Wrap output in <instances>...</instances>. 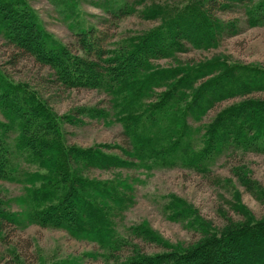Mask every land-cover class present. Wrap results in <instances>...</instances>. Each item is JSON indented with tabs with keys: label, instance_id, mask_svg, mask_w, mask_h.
Wrapping results in <instances>:
<instances>
[{
	"label": "trees",
	"instance_id": "trees-1",
	"mask_svg": "<svg viewBox=\"0 0 264 264\" xmlns=\"http://www.w3.org/2000/svg\"><path fill=\"white\" fill-rule=\"evenodd\" d=\"M53 1L65 14L71 43L52 36L26 0H0V36L10 60L48 67L56 87L97 90L108 101L58 116L0 67V181L23 190L16 200L21 213L9 210V202L0 205V242L9 243L11 230L35 225L97 244L84 257L102 264H264V220L219 233L203 230L209 237L185 250L163 245L146 225L121 231L136 203L131 171L180 167L207 176L220 156L264 153V98H249L264 93V69L179 61L193 49L209 50L246 29L264 27V0L92 1L110 23L106 28L83 17L79 0ZM229 12L239 16H219ZM135 15L153 26L110 37L111 25ZM161 60L177 64L161 66ZM238 98L244 99L216 109ZM85 119L120 125L121 141L70 143L67 125ZM95 170L114 176L98 179L91 176ZM244 184L253 192L252 181ZM183 205L176 196L166 204L172 220L192 216L182 212ZM134 237L170 251L146 253L132 243ZM84 257L64 264H87Z\"/></svg>",
	"mask_w": 264,
	"mask_h": 264
},
{
	"label": "rangeland",
	"instance_id": "rangeland-1",
	"mask_svg": "<svg viewBox=\"0 0 264 264\" xmlns=\"http://www.w3.org/2000/svg\"><path fill=\"white\" fill-rule=\"evenodd\" d=\"M26 1L52 36L66 44L74 41L65 14L59 13L60 8L53 0ZM92 1L97 0H79L83 17L93 24H98L99 27H108L110 23L102 20L104 12L94 7ZM219 16L230 19L239 16V12L221 13ZM152 26L153 23L135 15L124 19L116 27L111 25L109 33L110 37H115ZM7 48L0 36V67L8 73L13 83L35 90L58 116L66 115L78 107H103L107 104L105 94L97 90H69L56 87L48 67L35 65L31 60H20L18 65L13 64L9 57L10 49ZM179 59L181 64L193 61L202 63L222 61L264 69V27L246 29L239 35L224 39L218 47L209 50L193 49L187 54H181ZM175 64L177 63L173 64L171 60L159 62L161 66ZM249 98H264V93H257ZM243 99L224 102L216 109ZM213 113L214 111L210 116ZM209 118L208 116L205 120ZM67 130L69 142L83 147L120 142L123 131L118 124L111 125L91 119H85V123L79 126L67 125ZM131 174L137 179L134 184L136 203L126 212L121 223L124 227L121 230L123 233L127 234L126 229L129 227L146 225L162 240L163 245L175 250H185L199 245L209 237L203 230L219 233L228 231L238 224L264 220V153L220 156L212 166V172L207 176L180 167L153 171L140 169L131 171ZM91 176L105 180L114 175L95 170L91 172ZM249 181L254 183L253 192L248 191L244 184ZM22 195L21 184L0 181V205L9 202V210L21 213L22 207L16 200ZM174 196L183 201L182 212H193L188 213V216L192 215L191 221L190 218L186 219L187 221L172 220L171 211L166 209V204H170ZM203 223L204 228H201ZM9 232V243L0 242V264L12 263V260L24 264H64L73 259L79 260L99 249L97 244L74 239L60 229L32 225L24 230ZM132 243L149 254L170 251L169 248H160L156 244L145 243L135 237L132 238ZM11 244L18 247V254ZM84 259L87 264L103 263L102 259L85 257Z\"/></svg>",
	"mask_w": 264,
	"mask_h": 264
}]
</instances>
